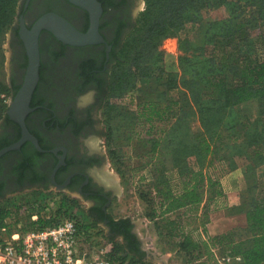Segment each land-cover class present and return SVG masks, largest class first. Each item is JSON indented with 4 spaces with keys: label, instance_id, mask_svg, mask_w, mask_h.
Listing matches in <instances>:
<instances>
[{
    "label": "trees",
    "instance_id": "obj_1",
    "mask_svg": "<svg viewBox=\"0 0 264 264\" xmlns=\"http://www.w3.org/2000/svg\"><path fill=\"white\" fill-rule=\"evenodd\" d=\"M144 2L135 32L127 35L132 42L124 47L130 57L126 76L118 87H113L121 94L138 77L155 83L153 94L142 100L139 98L138 104L139 116L149 125L147 132L155 135L150 141L152 159H148V164L153 168L152 190L158 197L160 213H153L151 217L160 215L163 219L160 227L167 236L178 239V248L187 260H198L205 254L210 255L211 248L221 247L229 250L230 256H240L239 264H261L264 261V197L249 201L246 216L251 235L247 240L235 241L232 231L227 230L209 235L204 227L208 205L203 206L199 215L196 214L198 203L205 196L222 194L219 182L208 173L211 165L224 163L233 169L241 161L245 173L248 170L255 175V168L264 163V57H259L254 46L256 43L249 39L250 26L243 16L249 0ZM215 2L219 8H224L225 16L203 20L202 27L194 35L184 33L187 20L194 19L203 8ZM16 4L17 0H0V47L14 20ZM137 30L140 31L137 33ZM167 38H177L181 51L179 71L175 73L167 72L164 66L165 52L161 43ZM19 86L7 89L14 95ZM162 87H179L188 94L177 108V118L169 126L165 122L175 112L171 111ZM108 107L110 105L104 110L106 117ZM6 110L1 111H5L4 117L8 119ZM194 121L200 126L197 132L193 131ZM160 157L162 168L156 162ZM189 159L193 160L190 162ZM167 160L172 161L171 168H167ZM173 171L174 175L169 174ZM159 173L163 175L161 180ZM71 200L63 196L58 211L65 207L63 211L67 213L66 202ZM178 210L182 215L163 218L165 213ZM10 213L7 206L0 207V231L7 226L4 219ZM58 218L39 216L32 222L24 216L22 228H41ZM75 220L79 228L89 227L85 222ZM198 226H201L204 238L194 235ZM108 227L109 232L104 236L112 246L111 253L121 252L122 258H129L133 264H151L146 260V252L140 248L128 218L110 216ZM115 237L121 240L115 242Z\"/></svg>",
    "mask_w": 264,
    "mask_h": 264
},
{
    "label": "flooded vegetation",
    "instance_id": "obj_2",
    "mask_svg": "<svg viewBox=\"0 0 264 264\" xmlns=\"http://www.w3.org/2000/svg\"><path fill=\"white\" fill-rule=\"evenodd\" d=\"M98 1L102 7L98 31L103 42L74 46L46 30L39 34V79L29 102L31 110L24 118L37 146L24 140L18 149L0 155V199L24 188L55 189L84 202L86 215L103 223L109 232L114 188L105 183L104 155L95 140L103 134L101 112L108 98L111 68L134 27L140 0ZM50 12L81 32L89 28L88 12L68 0H23L11 34L12 58L20 69L27 59L19 36L20 18L31 28ZM44 46L51 60L47 66ZM24 73L13 74L11 86L21 85ZM7 118L0 123V149L22 137L21 126Z\"/></svg>",
    "mask_w": 264,
    "mask_h": 264
},
{
    "label": "rangeland",
    "instance_id": "obj_3",
    "mask_svg": "<svg viewBox=\"0 0 264 264\" xmlns=\"http://www.w3.org/2000/svg\"><path fill=\"white\" fill-rule=\"evenodd\" d=\"M22 1L17 0L14 20L7 30L4 42L0 47V123L3 121L5 112L1 110L8 108L13 96L7 89L12 84L11 77L13 74H20V71L21 74L25 72V70L23 71L25 63L22 65L23 68L20 69L17 60L12 58L11 51L12 26L16 23ZM144 1L140 0V4L136 9L135 24L131 30L133 33L136 30V21L139 14L144 9ZM244 7L243 16L250 26L249 39L256 43L254 46H256V53L259 57H264V0H249V3ZM225 14L223 7L219 8L217 2L212 3L211 6L203 8L197 17L187 20L184 33L194 35L202 27L203 20L218 19L225 16ZM139 31L137 30L136 32L138 33ZM131 39V37H125L116 55L117 59L111 68L109 79L111 89H109L108 98L104 102L101 112L103 134L95 140L96 146L100 148L104 155L101 168L104 175H106L105 183L114 188V192L111 195L112 203L109 208L111 217L116 219L128 218L130 220L132 230L140 242V248L146 252V260L151 264H239L240 261L238 259L230 256L226 248L221 247L211 248L210 255L205 254L198 260L193 258L187 260L183 252L178 248V239L170 238L165 234L164 228L160 227V224H162L161 220H163L160 215L157 218L151 217L153 213L156 215L160 213V207L157 204L158 197L152 190L154 183L153 168L148 164V159L151 157L149 150L150 141L155 138V135H151L150 131L149 133L147 132L149 125L139 116L140 109L138 104L140 99L142 100L145 96L153 94L155 83L138 77L133 82H130L129 89L121 94H118V90L113 87V85L118 87L123 77L126 76L130 57L128 56L129 53L124 51V47L132 42ZM161 47L165 52V69L167 66L168 70L166 71L172 73L169 69H174V65L177 64L176 58L181 55L177 38L164 39ZM42 54L47 66L48 63H51V60L45 46L42 49ZM129 78L130 75L127 79ZM109 105V112L106 117L104 110ZM189 160L191 162L193 159ZM156 162L162 168V158L160 157L159 161L157 158ZM166 166L171 168L172 161L167 160ZM214 168L216 171L213 173L219 181L221 191L227 190L226 165L224 163H216ZM169 174L174 175L175 171ZM162 177V173H159L158 178L161 180ZM63 196L72 198L51 188H24L5 195L0 199V207L7 206L11 213L8 215L9 218L4 219V224H7V226H5V232L0 231V241L9 233L18 230L19 225L20 227L24 226V216L28 221H32L28 214L33 210L35 203L44 212L43 215L48 216L46 218H54L56 216L58 218L63 214H68L70 215L69 217L73 216L72 218L75 217L81 222H85L92 229L99 230L105 234L108 233L103 223L93 222L86 215L84 202L77 198H72L70 202H66L67 213L63 211L65 207L62 208V211H58ZM218 200L219 202L211 206V212L216 214L213 217L218 216L220 212L227 213L222 202L224 199ZM198 208H200V205L196 208V211H198ZM179 215H182V212L178 210L172 214L165 213L163 218H174ZM154 222H157V225ZM190 222L192 223V221ZM200 228L201 226H198L197 230ZM193 233L194 235H197V233L201 235L202 230L193 231ZM106 240L108 242V239ZM120 240V237H115V242ZM1 252L3 253L4 249Z\"/></svg>",
    "mask_w": 264,
    "mask_h": 264
},
{
    "label": "built area",
    "instance_id": "obj_4",
    "mask_svg": "<svg viewBox=\"0 0 264 264\" xmlns=\"http://www.w3.org/2000/svg\"><path fill=\"white\" fill-rule=\"evenodd\" d=\"M33 207L29 217L36 221L44 212L37 203ZM105 238L104 232L90 226L79 228L69 216L41 228L23 229L19 225L0 241V264H133L129 258L123 259L121 252L111 253L112 246Z\"/></svg>",
    "mask_w": 264,
    "mask_h": 264
},
{
    "label": "water",
    "instance_id": "obj_5",
    "mask_svg": "<svg viewBox=\"0 0 264 264\" xmlns=\"http://www.w3.org/2000/svg\"><path fill=\"white\" fill-rule=\"evenodd\" d=\"M73 5L80 7L88 12L89 28L86 32L76 29L64 17L50 12L39 17L32 25L27 28L20 18L19 36L23 42L27 56L25 73L20 87L12 96L9 102L6 114L8 117L18 123L22 128V137L15 143L0 149V155L8 150L18 149L24 140H30L37 146V141L27 130L24 118L31 110L29 102L32 93L39 79L40 50L39 34L46 30L59 41L65 44L80 46L103 42L104 38L98 31L99 18L102 12L101 3L98 0H68Z\"/></svg>",
    "mask_w": 264,
    "mask_h": 264
},
{
    "label": "crops",
    "instance_id": "obj_6",
    "mask_svg": "<svg viewBox=\"0 0 264 264\" xmlns=\"http://www.w3.org/2000/svg\"><path fill=\"white\" fill-rule=\"evenodd\" d=\"M176 60L177 64L174 65V69H169L170 71H172V73L179 71L178 57L176 58ZM166 70H168L167 66ZM162 90L165 91V96H167V99L169 100L168 105L172 107L171 111L174 110L175 112L169 117L167 123L165 122V124L169 126L177 118L176 113L179 114V106L182 100H184V98L187 97L188 94L186 93V91L179 87H162ZM199 130L200 126L198 121H194L193 131L197 132ZM216 163L218 162H215L208 168V173L212 179L219 182L218 179L215 178V174L213 173L216 171V169L214 168ZM226 168V178L228 185L227 190L222 191V194L219 196H214L210 198H207V196H205L198 203V206L200 205V208L197 209L198 211H196V214L199 215L203 210V206L208 205L209 211L207 214V221L204 227L206 228L209 235L220 234L227 230L230 232L232 231L231 233L233 234L235 241L247 240V238L250 237L251 233L248 230L246 210L249 208V201L251 198L259 199L264 197V163L255 168V175H253L252 172L248 170L247 173H245L241 161H239L236 168L231 169L227 166ZM218 199H224L222 202L225 206L224 210H227V213L225 214L220 212L218 216L213 217V215L216 214L211 212V206L216 202H219ZM199 230L202 229H196L195 232ZM197 235H200V233H197ZM201 235L203 236L202 233ZM232 257L241 261L240 256ZM261 264H264V261Z\"/></svg>",
    "mask_w": 264,
    "mask_h": 264
}]
</instances>
